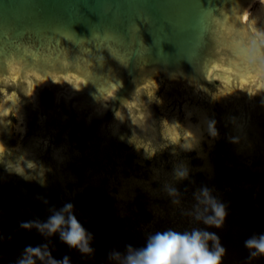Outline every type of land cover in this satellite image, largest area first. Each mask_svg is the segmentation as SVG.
Listing matches in <instances>:
<instances>
[{"label":"water","instance_id":"95a60500","mask_svg":"<svg viewBox=\"0 0 264 264\" xmlns=\"http://www.w3.org/2000/svg\"><path fill=\"white\" fill-rule=\"evenodd\" d=\"M256 83L264 95V0H0V106L18 97L28 124L0 167L54 176L84 129L99 132L109 174L121 134L199 153L227 138L264 159L263 134L252 150L248 125L223 119ZM40 127L52 133L35 144Z\"/></svg>","mask_w":264,"mask_h":264},{"label":"rangeland","instance_id":"374dc122","mask_svg":"<svg viewBox=\"0 0 264 264\" xmlns=\"http://www.w3.org/2000/svg\"><path fill=\"white\" fill-rule=\"evenodd\" d=\"M20 102L24 106L21 97ZM15 109L10 105L0 121L1 153L19 148L25 139L26 121ZM180 146L177 141L156 144L121 134L113 142V172L109 174L99 160V132L84 129L74 135L54 176L0 167V264H16L26 246L47 242L35 230L21 229V221L46 220L50 208L59 209L66 202L74 205L79 222L94 234L95 255H81L57 235L50 247L58 260L67 255L71 264H108L111 250L123 252L129 244L143 247L150 233L199 227L219 237L226 249L223 264H264V258L249 261L244 246L249 237L264 234V159L251 157L227 138H220L203 153ZM202 155L208 157L209 166ZM179 165H187L191 180L177 181L174 176L167 184L166 177L173 176ZM154 169L163 171L162 179L153 177ZM204 186L227 208L222 229L196 224L184 215L194 203L193 193ZM169 188L179 190V206L168 195Z\"/></svg>","mask_w":264,"mask_h":264},{"label":"clouds","instance_id":"9594fccd","mask_svg":"<svg viewBox=\"0 0 264 264\" xmlns=\"http://www.w3.org/2000/svg\"><path fill=\"white\" fill-rule=\"evenodd\" d=\"M244 15L252 18L248 11ZM194 150L192 146H184ZM177 181H190L187 168L176 169ZM168 195L175 205L180 204V192L169 188ZM194 203L184 213L196 224L207 228L222 229L227 219V208L216 198L213 190L204 186L193 193ZM47 203V201H45ZM46 220L34 219L21 221L20 228L25 231L38 232L47 241L35 247L26 246L16 264H71L70 257L65 255L56 259L52 255L51 241L58 235L60 241L69 248L78 251L85 257L95 255L94 234L89 232L74 214V205L66 202L61 208H50ZM248 250V260L264 258V234L253 235L244 242ZM226 249L222 246L215 232L193 227L183 232L171 228L150 233L143 247L125 245L124 251L113 249L108 253V264H223Z\"/></svg>","mask_w":264,"mask_h":264},{"label":"flooded vegetation","instance_id":"af4514ba","mask_svg":"<svg viewBox=\"0 0 264 264\" xmlns=\"http://www.w3.org/2000/svg\"><path fill=\"white\" fill-rule=\"evenodd\" d=\"M253 8L251 9V13H252ZM257 87H258V84L256 83L255 85H253L251 90L245 88L244 92H242L243 90H240L239 92H235L234 93V99H235L234 101H236L240 104L239 110H232V107H229V110L223 115V119H226V121H228L231 118V119H233L234 123L237 125V123L240 122V119H242L243 120L242 121L243 126L248 125L247 126V127H249L248 142L252 144V148H251L252 150H253V148L260 150L262 147V145L260 143H261V141L263 142V140L260 139V143H258L259 140L253 138L252 136H259V134L264 135V130L258 128V121L259 120H261L262 126L264 128V95L262 94L261 91H259L257 89ZM210 90L212 92L219 91V90H222V87L217 86L215 88H211ZM38 111H39V109H38ZM109 116L110 115H108V118H107L108 120L111 119V118H109ZM249 117H250V119L252 118L250 124L246 123ZM39 120H41L40 119V111L38 114V121ZM226 124H227V122L224 123V125H226ZM62 125H63V127L61 129L60 128L56 129L53 127V125H50V126H51V128L53 127L54 129H56L57 132L60 133V131H62V129H64L66 127L65 126L66 123H62ZM27 126H28V124H27V120H26V126L25 127H27ZM218 126H219V124L216 122L214 129H218L220 131V128ZM46 132H47V128L45 131L43 128L40 127V132L37 135L38 138L33 139V142L35 144H38V143H41L40 141H42L44 139L47 140L48 139L47 137H48V135H50L52 133V130L49 134H46V136H44ZM57 137H58V139L64 138L63 134L62 135L59 134ZM232 138L235 141L234 135H232ZM250 139L253 140V142L249 141ZM2 142H3V145L5 146V148L7 149L8 147H7L6 142L3 139H2ZM53 142H54V140H53ZM62 145L66 147L67 144L65 142ZM63 146H62V148H63ZM237 147H239V146L237 145ZM180 148L182 149V145L180 146ZM182 150H185V149H182ZM187 151H189V150H187ZM31 152L32 151L29 150L28 154H30ZM51 157L54 160L53 161V163H54L55 159L53 158V156H51Z\"/></svg>","mask_w":264,"mask_h":264},{"label":"bare ground","instance_id":"6f19581e","mask_svg":"<svg viewBox=\"0 0 264 264\" xmlns=\"http://www.w3.org/2000/svg\"><path fill=\"white\" fill-rule=\"evenodd\" d=\"M252 9V8H251ZM251 9L248 11L251 13ZM249 19V16L245 15L244 16V20H248ZM18 98L16 96H12L11 99H9L8 101H6L2 106H0V121L2 119V116L5 114V112L9 109L10 105L11 106H16V113L18 115V117H20L21 119L24 120L25 118V111H24V108H22L19 104H18ZM15 108V107H14ZM1 148V147H0ZM182 149H185L187 150L183 145H182ZM204 161H205V165L209 166L210 163H209V160H208V157L206 155H202ZM179 168L180 169H183V168H187V165H179ZM188 169V168H187ZM163 171L161 170H158V169H154L153 170V177L155 179H162V175H163ZM166 178H169V180H166L165 182L167 184H170L171 183V180L174 179V174L173 176H167ZM173 182V181H172ZM126 189H127V184H125L123 187H122V192H126ZM123 195V194H122Z\"/></svg>","mask_w":264,"mask_h":264},{"label":"snow or ice","instance_id":"6c2138e0","mask_svg":"<svg viewBox=\"0 0 264 264\" xmlns=\"http://www.w3.org/2000/svg\"><path fill=\"white\" fill-rule=\"evenodd\" d=\"M243 19H244V17H243Z\"/></svg>","mask_w":264,"mask_h":264}]
</instances>
